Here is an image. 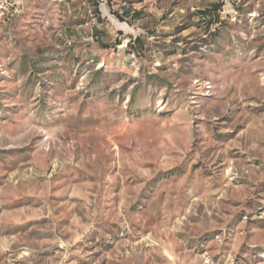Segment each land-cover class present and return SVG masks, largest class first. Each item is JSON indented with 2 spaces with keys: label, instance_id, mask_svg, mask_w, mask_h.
<instances>
[{
  "label": "rangeland",
  "instance_id": "obj_1",
  "mask_svg": "<svg viewBox=\"0 0 264 264\" xmlns=\"http://www.w3.org/2000/svg\"><path fill=\"white\" fill-rule=\"evenodd\" d=\"M89 2L0 9V264H264V0Z\"/></svg>",
  "mask_w": 264,
  "mask_h": 264
},
{
  "label": "crops",
  "instance_id": "obj_2",
  "mask_svg": "<svg viewBox=\"0 0 264 264\" xmlns=\"http://www.w3.org/2000/svg\"><path fill=\"white\" fill-rule=\"evenodd\" d=\"M2 1H10V2H15L17 4H23L24 5V4L28 3L29 0H0V2H2ZM44 1L58 2L59 4L61 3L63 6L66 5L67 9L69 10V13H71V11H70L71 6H73V5L76 6L77 4H80L82 6H87L88 11L86 12V15H89L91 13V2H89L90 0H44ZM95 3L97 5L92 6V7L94 10L97 9V12H95V13H100L97 19H93V20L97 21V26L98 27L101 26L105 21L107 22V20L112 22L111 18H113V16L110 14V9L107 6H105L104 3L103 4L99 3L97 0H95ZM122 15H123V19L125 21L132 22V21H136V19H137V14L135 12H132L129 7L123 9ZM118 29H124V27L122 26V28L119 27ZM92 36L97 40L99 38L101 40L103 39L102 37H100L101 35L98 34V32H95V33L92 32Z\"/></svg>",
  "mask_w": 264,
  "mask_h": 264
},
{
  "label": "built area",
  "instance_id": "obj_3",
  "mask_svg": "<svg viewBox=\"0 0 264 264\" xmlns=\"http://www.w3.org/2000/svg\"><path fill=\"white\" fill-rule=\"evenodd\" d=\"M106 1L107 0H99V2H104V4L106 3ZM0 6H6L7 9H8V11H15V13H17L18 10H19V4L15 3V2L2 1V2H0ZM120 47H122V48H128V43L125 42Z\"/></svg>",
  "mask_w": 264,
  "mask_h": 264
},
{
  "label": "bare ground",
  "instance_id": "obj_4",
  "mask_svg": "<svg viewBox=\"0 0 264 264\" xmlns=\"http://www.w3.org/2000/svg\"><path fill=\"white\" fill-rule=\"evenodd\" d=\"M98 2H99V0H97ZM99 3H104V2H99ZM0 9L2 10V9H7V7L6 6H0ZM3 14H4V12H2Z\"/></svg>",
  "mask_w": 264,
  "mask_h": 264
}]
</instances>
